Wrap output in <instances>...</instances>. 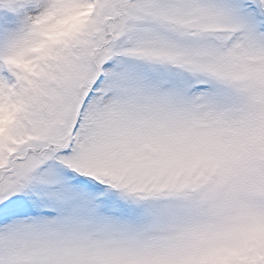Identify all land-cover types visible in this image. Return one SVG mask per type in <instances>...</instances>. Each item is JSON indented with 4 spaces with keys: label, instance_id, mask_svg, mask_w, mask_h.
Returning <instances> with one entry per match:
<instances>
[{
    "label": "snow or ice",
    "instance_id": "obj_1",
    "mask_svg": "<svg viewBox=\"0 0 264 264\" xmlns=\"http://www.w3.org/2000/svg\"><path fill=\"white\" fill-rule=\"evenodd\" d=\"M0 264H264V0H0Z\"/></svg>",
    "mask_w": 264,
    "mask_h": 264
}]
</instances>
